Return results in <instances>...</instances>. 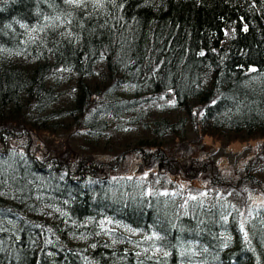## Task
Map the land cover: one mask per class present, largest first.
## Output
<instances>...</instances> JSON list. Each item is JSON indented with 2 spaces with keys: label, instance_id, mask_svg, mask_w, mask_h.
Wrapping results in <instances>:
<instances>
[{
  "label": "trees",
  "instance_id": "1",
  "mask_svg": "<svg viewBox=\"0 0 264 264\" xmlns=\"http://www.w3.org/2000/svg\"><path fill=\"white\" fill-rule=\"evenodd\" d=\"M260 163L264 0H0V264H264Z\"/></svg>",
  "mask_w": 264,
  "mask_h": 264
},
{
  "label": "rangeland",
  "instance_id": "2",
  "mask_svg": "<svg viewBox=\"0 0 264 264\" xmlns=\"http://www.w3.org/2000/svg\"><path fill=\"white\" fill-rule=\"evenodd\" d=\"M131 134L135 135V131L131 132ZM190 138H195V135L191 134ZM194 144H197V146L202 145L205 147V149H199L202 152L207 151V153H204L201 158L210 159L212 162H214L218 170H220L221 172H227L230 168L239 169L244 163L248 162L249 159L253 158V154L249 153V147L245 145V142L231 141L230 143L225 144L211 137H202L200 140H195ZM212 148H216L218 150L216 152L210 151ZM145 166V163L141 160V157L137 153L130 155L127 158L126 167L133 174L140 172V175L146 176L148 171H141ZM260 169L261 172L259 173V175H263L264 167L261 163ZM247 198L249 202L262 203L264 202V193L257 192L255 190H249V192L247 193Z\"/></svg>",
  "mask_w": 264,
  "mask_h": 264
},
{
  "label": "snow or ice",
  "instance_id": "3",
  "mask_svg": "<svg viewBox=\"0 0 264 264\" xmlns=\"http://www.w3.org/2000/svg\"><path fill=\"white\" fill-rule=\"evenodd\" d=\"M63 3L67 5H73L77 8H82L88 3H95L97 6H100V0H63ZM55 19L59 21L60 17L57 16L55 17ZM66 22H70V21H66Z\"/></svg>",
  "mask_w": 264,
  "mask_h": 264
}]
</instances>
